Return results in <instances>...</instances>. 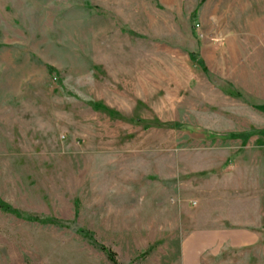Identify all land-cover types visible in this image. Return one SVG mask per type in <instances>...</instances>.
I'll return each instance as SVG.
<instances>
[{"label":"rangeland","instance_id":"1","mask_svg":"<svg viewBox=\"0 0 264 264\" xmlns=\"http://www.w3.org/2000/svg\"><path fill=\"white\" fill-rule=\"evenodd\" d=\"M0 198L59 221L0 207V264H180L241 227L199 263L264 264V0H0Z\"/></svg>","mask_w":264,"mask_h":264},{"label":"crops","instance_id":"2","mask_svg":"<svg viewBox=\"0 0 264 264\" xmlns=\"http://www.w3.org/2000/svg\"><path fill=\"white\" fill-rule=\"evenodd\" d=\"M194 235L191 233L182 241L181 248L183 255L181 256L180 264H200L199 255L203 254V251L200 250L201 247L206 248L208 246L214 248L212 255L217 256L225 248L240 249L255 246L259 244L262 238L260 231L247 227L225 228L207 232L206 235ZM196 238L200 241L198 244L194 243L195 240L194 242L192 240Z\"/></svg>","mask_w":264,"mask_h":264},{"label":"trees","instance_id":"3","mask_svg":"<svg viewBox=\"0 0 264 264\" xmlns=\"http://www.w3.org/2000/svg\"><path fill=\"white\" fill-rule=\"evenodd\" d=\"M236 95H240V94L236 93ZM0 207L4 211L13 212V213L17 214L18 216L23 217L29 221H38V222H42V223H59V221H57L53 218H50V217H43V216L36 215V214H29V213H24V212L18 211L16 209H14L8 203L3 201L1 198H0ZM59 225H62V224L60 223ZM81 232H83V231H81ZM85 234L90 236L89 232H85ZM93 241L95 242V245H97L98 248L107 255L108 259L112 262V264H121L118 261L116 251H114L112 248L106 246L105 244L98 243L95 240H93Z\"/></svg>","mask_w":264,"mask_h":264}]
</instances>
